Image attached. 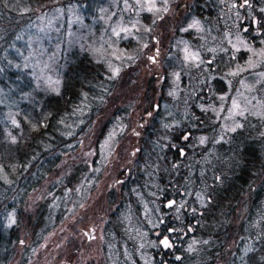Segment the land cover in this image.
<instances>
[{
	"label": "trees",
	"instance_id": "16d2710c",
	"mask_svg": "<svg viewBox=\"0 0 264 264\" xmlns=\"http://www.w3.org/2000/svg\"><path fill=\"white\" fill-rule=\"evenodd\" d=\"M206 1L189 3L192 10L202 7L204 11L209 4ZM23 6L20 0H0V264L10 263L18 244L14 235L21 233V203L63 157L74 154L86 142L80 137L89 132L80 129H88L89 120L72 117L78 104L85 102L82 97L89 91L91 120L99 112L97 100L102 103L107 96L105 88L110 87L86 52L76 48L73 53L59 55L61 64L69 69L70 83H76L67 85L65 97L49 98L41 93L43 101H39L31 66L24 67L21 59L4 61L1 56L5 48H17L14 33ZM257 11L255 15L262 19ZM140 18L141 23L151 19L147 14ZM252 40L258 45L257 38ZM214 60L204 72L181 70L176 96L164 93L152 97L139 91L130 100L133 110L143 94L150 96L133 135L134 166L124 171L121 182L108 195V189L103 190L100 199V203L106 202V222L100 233L104 264H264V99L258 114L246 112L237 117L235 129L225 130L229 96L240 80L238 76L229 78L226 66L219 64L217 57ZM159 64L168 69L167 61ZM169 79L164 69L163 88H168ZM125 112L117 114L122 117ZM12 119L19 122L18 130ZM109 122L98 140L110 130ZM9 134H19L17 141L8 142ZM125 134L132 135L130 131ZM97 166L95 160L90 164L91 169ZM100 174H61L54 186L58 192L88 188L90 194ZM67 178L68 186L64 184ZM26 219L31 229L37 219L32 224ZM38 231L46 230L37 226ZM165 239L170 247L162 243ZM74 243L76 240L70 244Z\"/></svg>",
	"mask_w": 264,
	"mask_h": 264
},
{
	"label": "rangeland",
	"instance_id": "374dc122",
	"mask_svg": "<svg viewBox=\"0 0 264 264\" xmlns=\"http://www.w3.org/2000/svg\"><path fill=\"white\" fill-rule=\"evenodd\" d=\"M20 2H24V6L14 33L17 48H5L1 56L4 61L21 59L24 67L31 66L39 101H43L41 93L49 98L65 97L67 85L76 83H70L69 69L61 64L59 57L62 52H75L76 48L86 52L91 63L106 76L104 80L110 87L105 88L104 105L97 100L99 112L91 120L87 104L89 91L82 97L85 102L78 104L72 117L89 120L86 144L80 145L74 154L63 157L54 172L21 203V233L14 235L18 244L9 264H104L100 233L106 222V202L100 203V199L103 190L108 189V195L116 183L121 182L124 171L134 166L133 135H136L141 112L149 107L150 96L143 97V94L133 110L130 100L137 97L139 91L148 92L152 97L164 93L176 96L181 70L204 72L217 57L219 64L226 66L227 76H238L240 80L238 88L229 96L223 128L235 129L237 117L246 112L252 116L258 114L264 99V0H207L208 8L204 11L197 6V10L191 9L189 2L194 0ZM224 9L227 10L223 12ZM255 9L261 17L263 15L262 19L255 15ZM201 12L205 15L201 16ZM143 14L149 15V23L138 21ZM253 38H257L258 45ZM159 61H167L168 69ZM164 69L170 78L168 88H163L161 82ZM226 81L228 83V79ZM258 94L257 104L253 105ZM124 109V115L119 116L117 112ZM163 111H167L165 106ZM12 120L18 130L19 122ZM107 122L110 130L98 140ZM125 131L132 135H126ZM19 134H9L6 140L13 139L14 143ZM93 160L98 166L91 169ZM75 172L83 177L97 176L101 172L92 193H87L88 188L86 191L67 188L58 192L60 189L54 186L57 177L61 174L69 177ZM68 182L67 178L64 184L68 186ZM94 214L99 219L94 218ZM28 217L30 224L37 219L31 229ZM13 218L11 216V222ZM5 225L10 223L6 221ZM37 226L46 231L37 232ZM92 229L94 233L88 241L87 234ZM25 230L30 232L23 234ZM72 240H76L77 246L70 244Z\"/></svg>",
	"mask_w": 264,
	"mask_h": 264
},
{
	"label": "flooded vegetation",
	"instance_id": "af4514ba",
	"mask_svg": "<svg viewBox=\"0 0 264 264\" xmlns=\"http://www.w3.org/2000/svg\"><path fill=\"white\" fill-rule=\"evenodd\" d=\"M157 52H158V50H156V53H155V58H154V60H156V54H157ZM154 60H152V64H154ZM88 129H86V128H82V129H80V131L82 132V131H87ZM71 130L69 129V132H70ZM134 134H136V133H134ZM82 139H83V137H82Z\"/></svg>",
	"mask_w": 264,
	"mask_h": 264
},
{
	"label": "snow or ice",
	"instance_id": "6c2138e0",
	"mask_svg": "<svg viewBox=\"0 0 264 264\" xmlns=\"http://www.w3.org/2000/svg\"><path fill=\"white\" fill-rule=\"evenodd\" d=\"M246 2H247V0H246ZM162 243L165 245V247H170L169 242H168L167 239H165L164 241H162Z\"/></svg>",
	"mask_w": 264,
	"mask_h": 264
},
{
	"label": "water",
	"instance_id": "95a60500",
	"mask_svg": "<svg viewBox=\"0 0 264 264\" xmlns=\"http://www.w3.org/2000/svg\"><path fill=\"white\" fill-rule=\"evenodd\" d=\"M94 233V230H90V234H87V239L90 240L91 239V235Z\"/></svg>",
	"mask_w": 264,
	"mask_h": 264
}]
</instances>
